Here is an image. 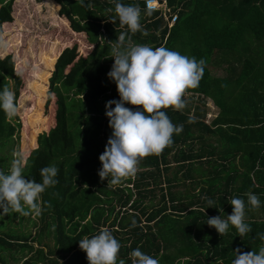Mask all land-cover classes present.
<instances>
[{"label": "trees", "instance_id": "trees-1", "mask_svg": "<svg viewBox=\"0 0 264 264\" xmlns=\"http://www.w3.org/2000/svg\"><path fill=\"white\" fill-rule=\"evenodd\" d=\"M13 1L0 0V34L1 26L12 20ZM48 1L58 6V18L69 32L84 35L92 48L84 56L76 44L41 54L44 71L30 85L36 106L24 119L30 132L22 129L18 114L8 119L0 110V145L17 141V152L28 158L26 179L41 182L42 168L59 169L58 183L41 194L44 211L34 214L37 232L32 238L0 232V251L33 254L20 264H88L79 240L91 238L101 228L109 229L120 242L119 259L125 264H132L130 253L137 248L159 264H232L235 249L245 253L264 247L260 239L264 218L256 221L246 214L251 232L243 237L231 225L220 236L206 223L232 210L234 197L244 199L246 213L253 209L247 201L249 192L261 200L264 216V118L258 92L264 85V65L256 72L255 54L243 58L249 43L264 45V0H166L176 13L170 28L156 12L145 11L143 0H119L139 6L147 35L132 34L119 23L115 0H85L90 8L82 7L79 0ZM121 32H127L133 44L163 46L204 59L205 67L199 86L184 96L186 107L165 109L175 125H183L173 144L158 156L143 158L134 177L111 185L98 175L99 156L112 132L105 104L120 99L115 82L107 76L114 63L108 43ZM211 66L221 75L212 76ZM254 82L257 86L250 88L252 95L247 98L255 109L247 110L249 118H236V104L241 102H236L233 90ZM4 86L15 91L20 109L24 108L22 80L10 55L0 57V89ZM206 99L217 109L208 123L203 118ZM125 107L138 110L127 103ZM179 187L183 190L173 191ZM204 197L215 202L213 207ZM14 213L3 217L8 220ZM43 236L48 242H42ZM0 264H5L2 258Z\"/></svg>", "mask_w": 264, "mask_h": 264}, {"label": "clouds", "instance_id": "clouds-1", "mask_svg": "<svg viewBox=\"0 0 264 264\" xmlns=\"http://www.w3.org/2000/svg\"><path fill=\"white\" fill-rule=\"evenodd\" d=\"M79 3L82 7H91L85 0H79ZM114 12L119 23L126 26L130 33L148 34L140 23L138 5H125L115 0ZM108 44H111L114 63L107 76L115 82L120 99L109 100L105 104V115L112 132L99 156L102 167L98 175L101 180L107 178L108 184L118 185L136 175L143 158L162 154L173 144V136L182 132L183 125H175L165 109L171 107L180 111L186 107L184 96L189 89L199 86L205 61L163 46L153 48L133 44L127 32H121L115 42ZM6 48V42L0 37V51ZM126 103L138 110L125 107ZM0 110L8 119L17 116L20 111L16 93L8 86L0 89ZM14 157L10 170L7 173L0 171V213L7 215L13 211L23 216H39L44 211L41 194L58 183L59 169L55 165L42 168L41 182H36L26 179L23 174L27 156L15 153ZM246 196L252 208L261 206L257 195L249 192ZM203 199L207 200L209 207H213V200ZM230 204V215H218L207 219L206 223L214 227L220 236L225 235L231 225L243 237L251 232V227L245 222V201L234 197ZM47 207H51L50 202ZM260 239L264 240V234L260 235ZM79 248L86 254L88 264H125L123 259H119L121 244L107 228H101L91 238L86 236L79 240ZM234 254L232 264H264V247L258 252L245 253L237 248ZM130 256L132 264H159L157 258L139 248L134 249Z\"/></svg>", "mask_w": 264, "mask_h": 264}, {"label": "rangeland", "instance_id": "rangeland-1", "mask_svg": "<svg viewBox=\"0 0 264 264\" xmlns=\"http://www.w3.org/2000/svg\"><path fill=\"white\" fill-rule=\"evenodd\" d=\"M57 12L58 6L50 5L48 0H14L11 6L12 20L10 23L1 26L0 37L6 42L7 48L0 51V57L11 56L14 72L22 80L21 93L26 101L24 108L20 109L18 115L22 122V129H27L28 132H30V125L24 124V119L30 115L36 106L37 96L34 90L30 88V85L32 82H36L39 74L44 71V62L41 59V54L51 55L64 47L76 44L79 53L84 56L92 48L85 42L84 35H76L69 32L68 28L63 25V21L58 18ZM252 57L257 58L259 68L256 72H261V46L260 50ZM243 58H246V56ZM220 72L215 66L210 67L212 76H219L221 75ZM256 76L260 77V74ZM46 90L47 86H45L43 96H45ZM206 103V105L204 103V108L208 106L207 109H209L211 104L208 103V100H206ZM211 109V113H213L214 109ZM204 120L205 123H208L210 119L204 118ZM16 142L13 138L4 141L0 145V171L7 173L10 170L12 161L15 158L14 154L18 153ZM120 186L124 187L125 185L122 183ZM181 190H183L182 187L173 189V191ZM155 194L156 196L158 195L157 192ZM145 203L147 204L148 202L145 201ZM9 212L12 213L13 211ZM34 221H36L34 214L23 216L19 213H14L13 216L6 220L3 214L0 213V223L2 224L0 232L24 233L29 234V238H32L37 232V226L32 223ZM42 242H48V239L43 236ZM29 243L33 249L37 247L35 243ZM32 255L31 252L27 251H0V258L4 260L5 264H20L23 258Z\"/></svg>", "mask_w": 264, "mask_h": 264}, {"label": "crops", "instance_id": "crops-1", "mask_svg": "<svg viewBox=\"0 0 264 264\" xmlns=\"http://www.w3.org/2000/svg\"><path fill=\"white\" fill-rule=\"evenodd\" d=\"M260 46H261V64L264 65V45H263V43H261V45L260 44L256 45L255 43H251L249 51L244 52V55L245 56L254 55L255 53H257L260 50ZM262 69L264 70V66L262 67ZM220 74H221V72H220ZM263 77L264 76H261L262 80H263ZM256 86H257V84L254 82L251 85L240 86L243 88L245 87V89L240 90V88L239 89L234 88L233 95L236 98L235 100H236V102L237 101L239 102V105L241 102L240 106H238V104H236L237 110H238V114H237L238 116L236 118H249L250 117L249 116L250 114L248 111L250 109H255V107L254 106L252 107V105L249 104V98H247V97L252 95V93H251L252 90L250 88L256 87ZM242 90H244V91H242ZM258 92L261 93L260 94L261 95V99H260L261 118H264V85H261V87H259ZM239 93H243V94H240V96H239ZM254 99H256V98L254 97ZM206 100H208V103H210L211 106H213V107L209 106L210 110L207 109L208 106H206V108L203 109L204 110V117L203 118H209L211 120L217 115V109L214 107L211 100H209V99H206ZM206 100L204 101L205 105L207 104ZM258 107L259 106L257 105V110H258ZM211 108L214 109L213 113H211V110H212ZM229 118H233V117H229ZM235 163H236V165H238L237 162H235ZM260 202H261V200H260ZM231 212H232V210L226 211L225 213L222 214V217H224V216L226 217L227 215H230ZM246 214L251 215L256 221H261V218H264V216H262V214H261V206L258 209L253 208V209L248 210Z\"/></svg>", "mask_w": 264, "mask_h": 264}, {"label": "built area", "instance_id": "built-area-1", "mask_svg": "<svg viewBox=\"0 0 264 264\" xmlns=\"http://www.w3.org/2000/svg\"><path fill=\"white\" fill-rule=\"evenodd\" d=\"M146 12H156L162 22L170 28L176 20V13L172 11L166 3V0H143Z\"/></svg>", "mask_w": 264, "mask_h": 264}]
</instances>
